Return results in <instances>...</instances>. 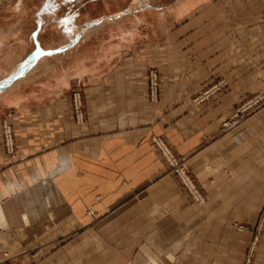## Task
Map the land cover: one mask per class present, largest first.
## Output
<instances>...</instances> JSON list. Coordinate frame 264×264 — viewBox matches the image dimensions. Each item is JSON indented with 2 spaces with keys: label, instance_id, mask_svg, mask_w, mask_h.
I'll return each instance as SVG.
<instances>
[{
  "label": "crops",
  "instance_id": "obj_1",
  "mask_svg": "<svg viewBox=\"0 0 264 264\" xmlns=\"http://www.w3.org/2000/svg\"><path fill=\"white\" fill-rule=\"evenodd\" d=\"M141 3L108 22L89 18L98 19L86 37L52 50L38 40L44 18L76 30L89 19L24 8L42 51L9 92L0 84L16 146L6 154L0 134V264H264V103L221 129L264 90V0ZM77 84L80 124L69 98ZM153 135L186 156L202 203L168 171Z\"/></svg>",
  "mask_w": 264,
  "mask_h": 264
},
{
  "label": "rangeland",
  "instance_id": "obj_2",
  "mask_svg": "<svg viewBox=\"0 0 264 264\" xmlns=\"http://www.w3.org/2000/svg\"><path fill=\"white\" fill-rule=\"evenodd\" d=\"M141 1H143V3L145 1H148L150 3L156 4V0H0V67L3 68V71H6L5 74L0 78L1 86L3 87V85H7L5 88L6 89L5 92L6 93L9 92L12 89V86L15 83H17L16 81L19 80L18 76L20 75V73L23 72V70L28 69L29 60L32 59L34 56L32 53H35V56L37 58L41 53L40 51H42L41 47H39L41 49H39V50L37 49V47L39 46L38 42H37V46H35L36 44L34 43V41H32V38L34 37L32 24H29L28 20H26V22H23L22 20H20V18L23 16L22 14H23V11L25 9L27 11H29L32 6H39V5L58 7V9L60 7H63L65 9L67 8V11H68V13H67L68 15L65 14V15H63L64 17L68 16L71 19V18H75V17L77 18L79 15L85 19H89V18H94V17H97L99 15H102L99 18L102 19V21L107 20L106 22H108L109 17L111 15H112V17H115L122 10H124V11L132 10L133 11L134 9H138V7L142 4ZM114 9H117V10L112 11ZM32 12H34V10H31L27 14H29V16H32V14H31ZM108 12H110V13H108ZM26 16H28V15H26ZM42 17H45V16L43 15ZM44 19L42 22L45 21V26H44L45 29L40 30V31H39V29H37L38 40L42 41V46L46 45L48 50H52L56 46L58 48L65 47L67 42H69L73 39H76L77 37H79L81 35L83 37H86L88 35V33H90V31L93 29V28H89L88 24H91L92 22H94L98 18L89 19V20L85 21V25H83V28H81L80 30H76L75 29L76 27L71 28L70 25H68V26L63 25L62 26V25L55 24V23L50 24L48 19H46V18H44ZM72 22L76 23L74 20ZM96 22H100V20H98ZM68 24H70V23H68ZM43 25L44 24H42V26ZM87 29H88V31H86ZM60 30H63L64 34H61ZM66 30H67V32H66ZM76 32H77V34L75 35ZM56 38H57V42H55ZM62 40H64V41H62ZM58 43H59V45H57ZM26 56H27V58H25L24 61H22V62L17 61L12 66H11V64H12L11 62H10V66H9V63L6 62V61H8V59L17 60V59H22ZM53 58L56 59L57 57L54 56ZM47 60H48L47 56H41V58H39L38 62L36 63V66L40 65L41 63L46 62ZM3 61H5V62H3ZM18 64L20 65L18 72L10 78L7 77V74ZM7 65L9 67H6ZM32 69L27 70L26 74H29V72ZM78 85H80L81 90H82V85L81 84H78ZM70 90H69V97H70ZM82 93H83V91H82ZM256 95L260 97L258 102L254 106H252L251 108L249 107L246 110H244L241 122H243L250 114L257 112L262 107V105L264 103V90H260L257 93L251 95L249 98L245 99V101L251 99L252 97H254ZM2 119H4V118H1L0 122ZM222 130L225 131L224 129H222ZM176 155H179V154L176 153ZM159 156H160V154H159ZM162 160H163V158H162ZM186 161H187V158H186ZM186 161H185L186 170L188 171L189 175L191 176L192 180L194 181V184L197 186V188L199 189V191H200V193L204 199V194H203L202 190L200 189L199 185L195 182L192 174L188 170ZM164 163L167 167V164L165 161H164ZM167 169H168V167H167ZM173 176L175 177L174 174H173ZM175 179H176V177H175ZM176 181H177V179H176ZM177 183L179 184L178 181H177ZM186 194H187V192H186ZM197 202H199V201H197ZM199 203H202V202H199ZM233 226L235 227V229L237 231H241V232L246 229V226L242 223H233ZM240 226L243 228H240Z\"/></svg>",
  "mask_w": 264,
  "mask_h": 264
},
{
  "label": "built area",
  "instance_id": "obj_3",
  "mask_svg": "<svg viewBox=\"0 0 264 264\" xmlns=\"http://www.w3.org/2000/svg\"><path fill=\"white\" fill-rule=\"evenodd\" d=\"M226 85L224 79H219L216 84L213 86L217 89L223 88ZM159 75L158 72L154 69H150L147 72V99L150 103H154L158 100L159 97ZM204 97V94L198 95L195 100L199 101ZM70 103L73 119L77 124H80L85 119V112L83 106V93L80 85H75L70 90ZM259 96H254L251 99L241 103L237 106L236 110L226 118L222 124L221 128L225 131L232 128L233 126L241 123L242 115L244 110L254 106L258 100ZM0 134H1V144L3 151L15 157V135L12 124L7 119H2L0 122ZM151 144L153 148L157 151L158 154L166 162L168 171L173 173L179 182L180 186L187 192L188 196L194 201L203 202V197L194 184L191 176L186 170L185 161L186 157L183 155H176L171 147L164 141V139L159 135H153L151 137ZM264 220V212L260 213L259 221L260 223ZM240 228H243L240 226ZM244 264H247L246 262Z\"/></svg>",
  "mask_w": 264,
  "mask_h": 264
},
{
  "label": "bare ground",
  "instance_id": "obj_4",
  "mask_svg": "<svg viewBox=\"0 0 264 264\" xmlns=\"http://www.w3.org/2000/svg\"><path fill=\"white\" fill-rule=\"evenodd\" d=\"M86 31H88V29L86 30ZM77 34V32L75 33V35ZM19 68H20V65L18 64V65H16L8 74H7V77H12L14 74H16L17 72H18V70H19Z\"/></svg>",
  "mask_w": 264,
  "mask_h": 264
}]
</instances>
